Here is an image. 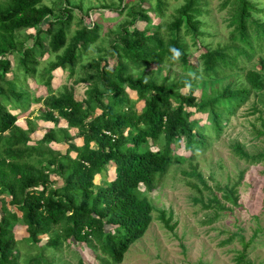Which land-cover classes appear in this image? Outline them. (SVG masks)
Segmentation results:
<instances>
[{
	"label": "trees",
	"instance_id": "1",
	"mask_svg": "<svg viewBox=\"0 0 264 264\" xmlns=\"http://www.w3.org/2000/svg\"><path fill=\"white\" fill-rule=\"evenodd\" d=\"M43 1L0 0V264H13V251L22 240H15L13 224L24 227L27 245L41 253L37 245L40 236H46V249L58 251L65 242L85 243L99 253L101 264H121L130 246L145 235L152 222L154 207L141 194L140 186L151 191L156 181L166 175L172 161L184 160L173 154L172 144L183 139L192 153L195 147L203 145L206 128L191 120L190 109L206 115L209 128L219 133L223 121L251 93L259 95V103L264 107V60L258 71L245 73L242 88L227 83L200 99L191 92H180L195 85L198 78L223 79L226 70L235 69L241 57L250 60L254 48L264 47V21L253 17L256 8L250 0H227L231 3L229 27L233 43L203 53L198 72L189 63L187 46L179 35L182 25L187 33H198V23L194 21L199 14L198 0H183L166 38L158 33L129 31L128 27L136 21H149L144 11L129 9L130 20L122 26L109 53L116 59L115 66L107 70L106 65L102 68L95 61L87 67L88 72L78 80L89 83L87 98L80 102L71 91L52 95V73L69 70L72 76L81 49L97 38V28L89 29L81 19L79 29L68 39L71 16H53L51 9L41 6ZM27 30H36V35L29 37L31 44L17 39ZM45 41L47 53L54 55L55 61L38 76L43 94H37L34 103L41 104L40 118L44 122L57 126L64 121L69 129L79 132L82 144L69 143L64 154L53 151L50 145L71 141L67 132L57 134L50 130L32 141L34 129L30 123L22 128L17 122L20 113L10 111L26 108L30 96L6 79L11 69L7 57H17L19 70L33 77L36 58L46 53ZM150 65H177L193 76L180 78L176 83H168L165 78L158 85L154 79H145L144 74L135 78L129 72L130 66L138 70ZM126 88L136 93L137 102L143 103L140 113L124 92ZM97 109L101 114L97 115ZM149 142L156 151H152ZM231 152L248 165L264 163V152L249 154L240 144L232 145ZM109 163L114 164L115 178L106 186H96V176L102 175ZM51 175L59 180L52 181ZM185 175L196 178L203 189L211 192L195 170ZM242 177L241 173L231 186L217 187L224 203L215 195L207 204L202 200L195 203L204 210L219 212L228 209L226 204L237 206L236 189ZM191 187L201 195L196 184ZM3 195L10 197L9 205L16 208L20 218L6 208ZM158 219L168 230L175 227L170 226L171 218L163 211ZM231 241L226 240L225 244ZM239 242L242 252L236 262L242 264L249 243L242 237ZM35 259V264L43 261L42 257L40 261ZM77 264L90 263L79 259Z\"/></svg>",
	"mask_w": 264,
	"mask_h": 264
},
{
	"label": "rangeland",
	"instance_id": "2",
	"mask_svg": "<svg viewBox=\"0 0 264 264\" xmlns=\"http://www.w3.org/2000/svg\"><path fill=\"white\" fill-rule=\"evenodd\" d=\"M255 4L256 12L253 17L264 21V0H250ZM184 4L183 0H44L41 6L53 11V16H61L64 13L71 16V25L67 38L70 39L79 29L82 19L89 29L97 28V38L90 41L85 49H81L80 58L77 60L73 75L69 70H56L52 73V95H58L65 91H71L77 101L84 102L87 98L88 84L79 83L88 72L87 67L93 62H99L103 68L112 69L116 59L109 53L117 42V36L122 31V26L130 19L127 16L129 9L142 10L148 17V23L136 21L129 26L133 29L145 31L148 35L158 33L161 37H168L169 25L177 16V10ZM199 14L194 21L197 22L198 33H187L186 26L180 27V38L187 46L189 63L200 72V56L207 50L227 47L233 43L232 28L229 27L231 18V3L227 0H198ZM36 30L21 32L17 39L31 44L30 36H35ZM46 53L43 57H37L35 75H24L19 70V60L14 55H9L11 69L6 75L8 81L15 87L29 94L30 104L26 108L10 110L13 114L20 113L18 122L24 127L27 121L34 129V137H43L50 130L59 134L62 130L72 138L69 142L55 143L51 149L64 154L68 144L81 145L79 132L69 129L64 121L57 126L44 122L41 116V104H35L34 99L43 90L38 82V76L55 61L54 55L47 53L46 41L44 42ZM264 60V47L254 48L250 60L239 58L236 68L226 70L223 79L211 80L198 78L192 87L180 89L181 94L190 92L196 98L210 96L212 92L220 90L230 83L233 87H244V75L249 70L258 71L260 62ZM129 72L135 77L144 74L145 79H154L158 85L168 78V83H176L180 78L193 76L190 72L182 71L181 67L150 65L145 69H135L132 66ZM129 100L135 102V109L140 113L142 102H137L135 92L125 89ZM106 103V101H104ZM27 104V103H26ZM25 106V104H22ZM20 105V107H23ZM192 112L191 120H197L200 126H205L203 132L204 142L200 147H195L192 153L186 149V142L180 141L171 145L173 154L184 160H174L167 173L158 179L154 188L149 191L143 186L139 190L154 207L152 222L145 235L130 246L121 264H239L236 257L242 252L239 239L249 243L244 263L264 264V163L248 165L236 158L231 152V146L240 144L249 154L264 152V107L259 103V95L251 93L242 101L232 115L222 123L221 131L216 133L209 128L207 116ZM97 115L101 110H96ZM152 151L157 148L148 143ZM74 156V153H71ZM201 174L209 192L203 189L194 177L186 176L192 171ZM242 181L237 187V206L226 204V211L215 209L204 210L196 200H202L205 204L213 195L221 199L222 193L217 187L231 186L237 182L240 174ZM115 178L113 163L106 166L102 175L96 176V186H106ZM51 180H58L51 176ZM196 184L201 191L199 195L192 187ZM222 203L224 201L220 200ZM163 211L166 217L171 218L170 226L173 230L166 229L158 219L159 212ZM17 225L13 224L12 230L18 238H24L17 243L11 261L13 264H31L43 258L41 264H77L81 259L84 263L101 264L99 253L91 250L85 243H63L58 251L46 249V236H40L42 253L27 245L26 233L17 232ZM231 243L225 244L226 240ZM225 244V245H223ZM46 259V263L44 260ZM44 262V263H43ZM35 264V263H33Z\"/></svg>",
	"mask_w": 264,
	"mask_h": 264
},
{
	"label": "crops",
	"instance_id": "3",
	"mask_svg": "<svg viewBox=\"0 0 264 264\" xmlns=\"http://www.w3.org/2000/svg\"><path fill=\"white\" fill-rule=\"evenodd\" d=\"M19 120V119H18ZM18 122V121H17ZM26 122L27 121H25L24 122V127H22V125H21V123H19L18 122V124H19V126H21L22 128H26ZM49 123V122H48ZM31 125V124H30ZM32 127V126H31ZM34 133H35V131H34ZM34 133L31 135V139H32V141H37V140H39L40 138H42V137H40V138H38V139H35V138H33L34 137ZM55 143H53L52 145H50V146H53ZM51 148V147H50ZM53 150V149H52ZM60 153V152H59ZM62 154V153H61ZM51 176H53V175H51ZM50 176V177H51ZM56 177V176H55ZM58 180H59V178H58ZM52 181H56V180H52ZM3 200H4V203H5V205H6V208L10 211V212H16V214H17V217L18 218H20V214L17 212V210H16V208H14L13 206H11V205H9V201H10V197L9 196H4L3 195ZM0 219H1V215H0ZM15 225H17L18 227H17V232L18 231H20L23 235H25V230H24V227H22L20 224H15ZM13 231V230H12ZM13 234H14V238H15V240L16 241H20L21 240V238H18V235H17V233H14V231H13ZM26 238V237H25ZM22 239H24V238H22Z\"/></svg>",
	"mask_w": 264,
	"mask_h": 264
}]
</instances>
